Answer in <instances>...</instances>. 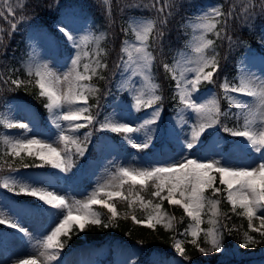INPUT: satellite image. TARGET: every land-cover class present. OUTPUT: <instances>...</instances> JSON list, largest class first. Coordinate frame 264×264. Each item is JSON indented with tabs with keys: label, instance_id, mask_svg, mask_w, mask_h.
Masks as SVG:
<instances>
[{
	"label": "trees",
	"instance_id": "obj_1",
	"mask_svg": "<svg viewBox=\"0 0 264 264\" xmlns=\"http://www.w3.org/2000/svg\"><path fill=\"white\" fill-rule=\"evenodd\" d=\"M205 1L161 0V4L167 3L168 7L165 12H170L171 15L167 17L168 23L166 25L157 23V27L164 31L165 37L159 43L153 39L151 46L155 56L152 74L161 85L165 112H170L171 108L180 102L176 101L177 96L174 98V80L163 65L171 60V54L175 49L184 45L185 34L182 22L189 16L193 8ZM213 1L223 12H233L232 16L218 18L220 23H217L216 29L211 32L214 42L212 48H214V55L219 62V72L214 76L216 81L214 86L221 94L220 84L224 78L229 81L236 78L238 72L236 58L243 51L242 41H255L257 37L264 34V12L258 6L259 0H255L257 6L251 12L250 17L242 7L248 3V0H239L240 2L238 0ZM153 2L154 0H109V3L106 4L103 0H15L12 6L15 9L14 13L9 15L7 11H4L5 16L0 17V30H2L0 31L2 38L0 40V92L3 91L2 99L18 96L30 102L42 117L48 113V109L45 107L48 97L39 95L36 83L38 77L35 73L39 70L38 61L32 55V46L27 39L31 29L36 27L37 23L44 21L56 39V49L59 54H69L72 49L67 44V40L57 29L51 26L50 21L72 10L71 13L74 15L90 19L94 29V39L85 47L88 50V55H82L79 69L84 71V65H90L88 72H90L91 80L87 87L95 91H89L87 95L90 102V113L97 115L96 105L97 103L100 104V98L103 96L105 87L104 78L101 77L107 68H96V74L93 75L91 68L96 67L94 60L100 59L102 64L108 65L109 54L117 51L125 35L121 23L124 17L131 13L149 14L156 17L158 21L159 16L155 9L133 6L151 5ZM225 19L227 23H224ZM9 21L17 24L15 30L11 28ZM216 31H220L223 39L215 35ZM101 36L103 39L97 43V38ZM98 44L99 49H103L106 53H102L99 57L95 55L98 51ZM87 60L88 63H86ZM29 68H31V75ZM13 79L21 81V85L19 87L13 85L11 83ZM106 100L111 101L112 105L118 104L114 95ZM221 102L223 103L222 108L225 109L228 103L224 98L221 99ZM234 109L235 106H233ZM227 118L229 120L223 118V124L234 123L235 125L238 122V120L231 119L232 116ZM5 128L4 123L0 121V170L6 167L7 169L19 168L28 184H34L40 179L54 180V175L49 171V164L39 156L29 155L27 151H21L19 155H14L10 151L8 141L15 138V131L18 130ZM149 128L151 132L161 131L163 130V121H157ZM83 130L79 138V147L90 150L93 156L100 158L92 137L88 141L84 140ZM142 133H147V130L146 132L142 130ZM120 134L102 131L96 137L97 139L108 137L116 139ZM73 148L77 159V145H74ZM120 148H124V145L120 144ZM32 151L35 153L37 150ZM80 166L81 163H78L79 168ZM77 173L80 174L78 169ZM218 177L215 185L221 189ZM122 190L123 196L115 199L117 214L114 218L109 215V211L104 205H95V211L99 214L101 224H87L82 232L78 227L73 226L68 236H60V242L65 244V251H74L76 255L81 257L87 253H92L96 257H100L104 264H114L110 262L111 259L123 264H137L139 261L160 264H191L193 262L227 264L218 261V252L211 249L209 239L205 236L206 231L214 227L218 230L221 247H226L235 242L245 243V233L255 241L254 244L249 243V245L259 248L264 244V236L250 229L247 217L240 214L243 210L237 208L233 211L232 205L226 199L227 194L224 190L221 189L220 193L214 195L212 189H207L204 192L207 201L215 200L219 203L216 205L215 214L211 204L207 201L201 211L202 231L198 238L206 251L202 253L194 244L186 242L184 256H180L174 249V239L182 234L183 230L188 229L189 225L193 224V220L185 213L184 209L180 205H172L169 201L154 196L153 193L157 189L153 180L146 185H141L139 183L133 184L130 179H126L123 182ZM166 194L165 189L162 195ZM8 195L10 205L22 208L25 202H28L24 196H14L10 193ZM157 204L160 205L159 212L164 216L160 223H155L154 227H149L134 221V216L141 219L149 215H156L155 205ZM209 221H214L215 224L209 223ZM169 222L171 226L167 227L166 224ZM105 224L108 227H105ZM112 252H115L116 255H113ZM242 263L243 261H236L232 264Z\"/></svg>",
	"mask_w": 264,
	"mask_h": 264
},
{
	"label": "snow or ice",
	"instance_id": "obj_2",
	"mask_svg": "<svg viewBox=\"0 0 264 264\" xmlns=\"http://www.w3.org/2000/svg\"><path fill=\"white\" fill-rule=\"evenodd\" d=\"M107 4L108 0H104ZM3 6L7 8V13L9 15L13 14L15 9L9 3V0H4ZM136 7L143 6L144 8H153L159 16L158 21L155 19H146L141 21L139 24L133 23L132 30L135 33L137 44H133L128 40L123 41V46L121 47V53L126 54V58L122 55L120 58V63L117 64L118 68H123L130 71L133 77H141L147 85H149V90L153 93L148 99H144L146 91L144 89H137L134 85L131 89L127 91L132 93V98L134 103L132 107L139 112L141 108H151V114L149 118L143 120L141 124L133 127L127 122H122L118 118L105 117L103 121L98 119L99 112L97 115H92L90 113V108L88 105V96L86 92L95 91L89 89L87 85L79 83L80 81L91 79L90 76L84 75L77 71L79 62L81 59V53L78 51L75 58L72 59V68L67 74L63 76V82L68 84L67 91H62L60 85L62 83L61 77L57 75L47 64L42 65L43 71L37 70L36 76L38 77L36 83L40 89V96H47L48 103L45 107L48 109L49 113L54 117L53 123H55L58 129H61V134L59 139L65 142L67 147L68 143L77 145V151L83 155L84 149L79 147V138L72 137L64 134V130L59 123V121H65L68 124L69 129L72 132H77L82 128L99 124V131H109L111 133L125 134L122 139L126 140L131 147L135 149H146L150 146L151 137H146L145 142L137 143L132 139V136L128 134L138 133L141 130H151L148 126L155 124L161 117L162 111V99L161 95L154 94L158 85H151V69L152 63L154 61V56L150 51H148V39L149 35L155 29L156 35L153 37L154 41L157 43L161 42L165 33L163 30L157 27V23L160 25H166L168 23L167 17L171 15L170 12L166 13L165 9L168 7L167 3L161 4V0H154V2L143 5H133ZM257 5L253 0H248V3L244 5L245 13L250 17V10ZM262 12H264V0H259V5ZM233 12L229 11L225 13L219 7H213L210 12H206L202 16L201 24L198 25L199 28L203 30L204 33L213 32L217 23H220L218 18L225 16H232ZM5 12L0 11V17H4ZM215 19V22L213 20ZM11 28L15 30L17 24L15 22L9 21ZM70 21L65 20L57 24V30L69 41L74 48H79L80 44L77 42L75 35L72 33L71 28H69ZM227 23V20H224ZM223 30V29H222ZM2 31V30H0ZM122 31H127V29H122ZM11 34V33H9ZM215 35L221 39L220 31H216ZM84 39H87L85 37ZM103 36L97 38V43ZM201 43L195 47V52L198 55V59L195 61V67L185 68L180 76L177 77L173 69L169 64L165 63L163 65L166 71L172 72V79L175 81V96H178L179 102L184 106L179 109V113H183L185 109L191 110V113L195 115L198 123L194 124L190 128L191 139L182 145L189 152L194 151L196 147L202 144V137L207 132L217 125H220V117L227 116L228 113L221 112L218 101L213 99H207L205 102H198L195 100V94L199 92L200 85L203 82L209 84L214 83V76L219 72V62L215 55L207 56L205 55V49H208L213 45V40H205L204 35L200 36ZM229 39H231L229 37ZM2 40V38H0ZM262 46H264V34L261 35L260 41ZM134 48L135 56L130 49ZM104 53L103 49H99L95 53L97 57ZM83 55H88V53H83ZM261 62L264 63V57L261 58ZM95 68H91L93 75L96 74V68H107V64H102L100 59H95ZM206 69H211L206 71ZM90 70V65H84V71L88 72ZM186 73H191L193 75H186ZM29 74L31 75V68H29ZM103 78V77H101ZM13 85L19 87L21 81L13 79L11 81ZM221 89L224 92L225 98L229 101V104H236L237 107L241 106V102L232 95V93H239L244 96L258 98L259 100V114L260 120L257 122L254 118L250 119L252 115V109L247 110V114L244 115L243 130L240 129H230L224 126V131L230 133L233 137L245 138L246 143L250 145V151L259 154L262 161H264V80L259 82L253 80L250 76H241L239 86L230 85L227 78L220 84ZM69 105V109L66 111H55L56 109H63V106ZM159 104V107H153ZM72 105H78L74 109L71 108ZM96 108H99L97 103ZM239 118V113L235 114ZM83 121V122H80ZM187 123V122H185ZM8 127H13L11 122L8 123ZM21 129H26L27 124L20 123L18 125ZM92 133L85 132L84 140L88 141L91 139ZM10 151L14 155H19L21 151H27L29 155H37L41 159H45V155L54 156V159L49 160L53 168L60 169L61 171H67L72 166V160L70 154L66 159H60V153L56 148L52 147L50 144H42L41 141L36 139H23L8 141ZM34 145H40L35 153H33L32 148ZM27 167V166H26ZM120 173L123 177L130 178L132 183L135 184L137 179L139 183L143 185L146 180H154L155 188L157 189L153 195L160 197L161 200H167L172 205H180L185 213L195 221V225H189L186 229V233H189L193 239L192 244H196V238L199 236L202 229L199 225L201 223V211L205 207V202L207 198L204 196V192L207 189H212L213 194L216 195L221 192L220 188L214 187L216 182V173L219 174V182L221 185L226 186L224 191H226V199L232 205L233 211L237 208L242 209L241 215L247 217L249 222V228L255 232H259L261 236H264V162L258 164L255 168H233L231 166L222 165L220 161L213 160L209 162H201L194 158L182 157V159L176 162L174 165L167 167H155L152 169H142V170H129L127 168H121ZM123 183V182H122ZM17 186H19V194H24L32 197L38 198L42 201L44 205H49L50 210H57L54 214L56 216H62L59 219L55 227L51 230L50 234L46 236L43 241V247L46 250L63 249L65 247L64 243L59 241L61 235L68 236L71 232L73 226L79 228L82 232L87 224L99 225L101 220L99 214L92 210L93 205L103 204L107 207L108 211L112 213V217L116 216V210L113 204L108 203L107 200L98 199V192H93L87 201H76L74 203H69L62 196L56 195L51 191L36 188L28 184H19L12 178L8 177L0 182V187L6 188L9 191H13ZM167 191L166 195L162 193ZM99 191H103L101 188ZM122 193L119 191H107L104 192L106 197H119ZM177 195L179 199H177ZM211 204L213 212L215 214L216 205L219 201H207ZM150 203V202H149ZM157 210L156 215H149L147 217L149 227H153L154 223H160L164 216L159 212L160 205H155ZM66 210V214H65ZM76 213L74 215L73 213ZM259 213V214H258ZM136 223H144L142 220H137L133 217ZM259 220L260 226L256 228L253 226V220ZM154 222V223H153ZM209 223L215 224L214 221H209ZM0 225H7V227L15 229L21 233L27 235V230L20 226L19 222L12 219L10 216L5 214L0 210ZM108 227L107 224L104 225ZM170 227V222L166 224ZM205 236L209 239L211 244V249L214 251H221L220 239L218 235V230L210 228L206 231ZM71 237L69 236V239ZM249 243H255L251 236L245 233V244L243 247H247ZM199 251L204 253L205 248L199 247ZM176 251L180 256H184V248L179 242L175 244ZM41 256L46 255L45 252L40 253ZM58 253L55 251L47 253L48 260H56ZM187 259V257H185ZM25 264H36L35 260L30 262H25Z\"/></svg>",
	"mask_w": 264,
	"mask_h": 264
},
{
	"label": "rangeland",
	"instance_id": "obj_3",
	"mask_svg": "<svg viewBox=\"0 0 264 264\" xmlns=\"http://www.w3.org/2000/svg\"><path fill=\"white\" fill-rule=\"evenodd\" d=\"M253 1L255 3V0ZM14 2L15 0H9L11 6L14 5ZM3 3L4 0H0V11H7V8L3 6ZM213 7L217 6L213 2L208 1L207 3L198 7L193 15L185 20V44L173 51V54H171L172 58L167 63L173 69L177 77L180 76V73L185 68L195 67V61L198 59L199 55L195 52V47L201 43L199 39L200 36L204 35L205 40L211 39V32L204 33L203 30L198 27V25H200L202 22L200 18L204 16L206 12H210ZM242 7L244 9V5H242ZM255 8L256 7L251 9L250 12H252ZM149 18L153 19L150 15H132L127 18V20H124V27L127 29V38L125 40L138 45L135 33L132 30V22L139 24L141 21ZM54 20L53 26L55 27H57V24L61 23L62 21H70L68 26L75 35L77 42L80 44L79 48H74L73 45L68 41V43L73 47L74 51L71 54L61 56L55 48L54 37L52 36L49 28L44 25V21L37 23L36 27L31 29L29 41L32 45V54L39 63V70L43 71L44 69L42 68V65L47 64L57 75L61 77V90L67 91L68 84L63 82V76L64 74H67L72 68L71 61L75 58L78 51L81 53V57L83 53H88V50L85 49V47L93 38L94 31L89 19H81L67 14L60 18L57 17ZM213 22H215V19ZM85 37H87V39H84ZM151 38L152 33L149 35L148 45ZM130 51H132L133 55L135 56L134 48L130 49ZM148 51L151 52L149 47ZM213 53L214 48H212V46L208 49H205V55L213 56ZM122 55L126 58L125 53H121V56ZM262 57H264V48L260 49L254 43L249 41L246 42L244 52L238 57V80L237 82H233L230 85L239 86L241 76L245 75L250 76L257 82L264 80V63L261 62ZM113 59L114 57L112 56L111 60ZM86 63H88V60ZM116 70H118V76L116 77L115 81L112 82V85L108 84L106 86V90L110 88L109 93L125 90L130 96V99L127 100V104L124 108L116 106L111 109H106L103 106L104 109L102 111L101 107L99 111H102V114L99 115H102V118L100 120L103 121L106 116L109 118L115 117L120 121L127 122L135 127L138 124H141L144 119L150 117L152 109L141 108V110L137 112L132 107L134 103L132 93L127 90L131 89L134 85L138 90L144 89L146 91L144 99H148L153 93L149 90L150 86L147 85L141 77H133L130 71H127L123 68H118ZM209 70L211 69H206V71ZM77 71L84 75H90L85 71H81L79 66ZM112 72L115 73V69H112ZM169 73L172 76L173 73ZM149 75L151 77V85H158V88L154 94L161 95L159 93V84L152 75V69ZM186 75L193 74L186 73ZM79 83L87 85L85 81H80ZM214 84H216V81H214L212 84L203 82L200 85L199 92L195 94V100L198 102H205L206 98L209 100L215 98L219 104L220 97L215 89ZM232 95L241 102V106L237 107V110L235 111V114H240L239 118L241 121H238V126H228V128H238L243 130L244 115L247 114V110L249 108L252 109V115L249 118H254L257 122L260 120V114L258 111V98L244 96L239 93H232ZM77 106L78 105H72L71 108L74 109ZM159 106L160 105L157 104L153 107ZM69 107V105L65 104L63 109H56L55 111H66L69 109ZM183 107L184 106L181 105L178 109L170 112L165 117L163 131L159 133H148L142 136L141 130L138 133L128 134L132 136V139L137 143H143L145 142L146 137H151L150 146L146 149H142L141 151H120L117 148V145L120 141L127 142L126 140L122 139L125 134L120 136L118 141H115L111 138L107 140L99 139L96 148L98 147L99 150H102L103 152L105 149V157L101 155L102 162H99L88 156L84 160L83 166L85 174L90 175L95 183L99 186L97 190L99 191L101 188H103V191H99L102 194L107 191L121 192L122 181L127 178L123 177L120 173L119 170L121 168H127L129 170H150L155 167H167L174 165L176 162L180 161L182 157L194 158L201 162L217 160L220 161L222 165L231 166L233 168L249 169L255 168L259 163L264 162L262 161L259 154L250 151V145L246 143L245 138L231 136L230 133L223 130L224 127L221 126V124L210 130H207V132L202 137V144L196 147L194 151L189 152L186 150L184 147H182V145L191 139L190 128L194 122L198 123V121L195 115L191 113V110L185 109L183 113H179L178 110ZM162 116L163 108L160 119H162ZM45 117L46 120H42L39 112L24 99L16 97L9 99L2 104L0 102V118L6 125H8L10 122L15 125L14 127H18L20 123L28 125L26 129H21L18 127L20 130L15 131V135L18 136L15 140L36 139L41 141L42 144H50L60 153L61 160L66 159V157L70 154L72 166L67 171H61L60 169L53 168L51 163L48 161L54 159L55 157L46 154L44 160L49 163L51 167L50 169L55 175H57L59 180L51 183L41 179L36 185H34V187L53 191L54 194L64 197L69 203H74L76 201H87L93 192L87 187L83 186L78 179H73L75 176L74 169L76 168V158H74L75 155L73 148L74 144L68 143L66 147L65 142L59 139L61 129H58L55 123H53L54 117L49 112L47 115H45ZM59 123L61 124L65 135L80 138L81 129L77 132H72L69 129L67 122L61 120ZM98 128L99 124L95 123L94 125L88 126L84 132H91L93 138L94 134H96L95 129ZM161 136L163 137L162 141L165 139L166 141L172 140L176 142L178 148L175 150L172 149L168 143L158 144L154 142L155 137ZM35 148L40 149V145H34L32 149ZM115 156H117V158ZM8 177L14 178L17 182L20 180L25 181L22 178L21 171L18 169H1L0 182H3V180ZM137 181H139V179H137ZM5 191L6 188L0 187V203L4 204L0 207V210L10 216L12 219L18 221L20 226L27 230L28 234L25 235L24 233L7 227V225H0V264H23L24 262H30L32 260H35L36 264H63L61 261V249L46 250L43 247L44 239L48 234H50L58 220L62 219L63 217L56 216L54 213L57 210H50L49 205H44L43 202L38 200L36 197H33V202L35 204L29 203V205H27L24 209L11 208L6 205L8 201L2 200L8 199ZM73 214L76 213L74 212ZM252 223L254 227L259 228V220L254 219ZM193 225H195V223ZM199 227L202 229L201 224ZM188 239L189 242H191L193 237L185 231L182 233V236L180 235L175 239V244L179 242L184 248V243ZM242 245L243 244L236 243L232 246L221 249V251H219L221 259L232 262V259L242 258L247 259L246 264H264V246L258 250H255L249 245L247 247H243ZM52 251L58 253L56 260L47 259V253ZM41 252H45L46 255L41 256ZM71 256L72 254H68V256H66V259L68 258L69 260L67 259L65 264H102L101 261L93 258L92 255H87V258H84V262H78V258L76 256Z\"/></svg>",
	"mask_w": 264,
	"mask_h": 264
},
{
	"label": "bare ground",
	"instance_id": "obj_4",
	"mask_svg": "<svg viewBox=\"0 0 264 264\" xmlns=\"http://www.w3.org/2000/svg\"><path fill=\"white\" fill-rule=\"evenodd\" d=\"M51 192H53V191H51ZM23 264H25V262Z\"/></svg>",
	"mask_w": 264,
	"mask_h": 264
}]
</instances>
